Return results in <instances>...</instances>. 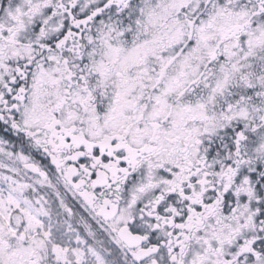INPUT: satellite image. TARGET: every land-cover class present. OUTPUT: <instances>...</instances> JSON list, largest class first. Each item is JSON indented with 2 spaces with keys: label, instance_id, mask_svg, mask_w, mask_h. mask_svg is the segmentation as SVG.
<instances>
[{
  "label": "snow or ice",
  "instance_id": "6c2138e0",
  "mask_svg": "<svg viewBox=\"0 0 264 264\" xmlns=\"http://www.w3.org/2000/svg\"><path fill=\"white\" fill-rule=\"evenodd\" d=\"M0 264H264V0H0Z\"/></svg>",
  "mask_w": 264,
  "mask_h": 264
}]
</instances>
